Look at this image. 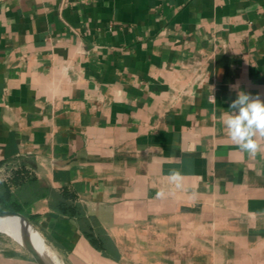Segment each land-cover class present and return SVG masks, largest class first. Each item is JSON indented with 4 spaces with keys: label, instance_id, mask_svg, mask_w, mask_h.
Listing matches in <instances>:
<instances>
[{
    "label": "crops",
    "instance_id": "1",
    "mask_svg": "<svg viewBox=\"0 0 264 264\" xmlns=\"http://www.w3.org/2000/svg\"><path fill=\"white\" fill-rule=\"evenodd\" d=\"M238 90L264 101V0H0V171L42 258L264 264Z\"/></svg>",
    "mask_w": 264,
    "mask_h": 264
},
{
    "label": "clouds",
    "instance_id": "2",
    "mask_svg": "<svg viewBox=\"0 0 264 264\" xmlns=\"http://www.w3.org/2000/svg\"><path fill=\"white\" fill-rule=\"evenodd\" d=\"M222 123L232 143L242 152L255 157L264 144V101L244 91H237L230 110L222 117ZM169 179L177 183L182 179L178 170H172ZM163 195V193H159Z\"/></svg>",
    "mask_w": 264,
    "mask_h": 264
},
{
    "label": "bare ground",
    "instance_id": "3",
    "mask_svg": "<svg viewBox=\"0 0 264 264\" xmlns=\"http://www.w3.org/2000/svg\"><path fill=\"white\" fill-rule=\"evenodd\" d=\"M0 232L10 236L21 247L29 250V248L36 249L41 255L46 253L42 241L33 233V230L15 217L0 218ZM45 255V254H44ZM48 256V255H47ZM43 257L45 264H49Z\"/></svg>",
    "mask_w": 264,
    "mask_h": 264
},
{
    "label": "trees",
    "instance_id": "4",
    "mask_svg": "<svg viewBox=\"0 0 264 264\" xmlns=\"http://www.w3.org/2000/svg\"><path fill=\"white\" fill-rule=\"evenodd\" d=\"M19 178L18 175L11 174L8 179L0 180V188L3 189V192L0 194V212L10 211L20 213V207L12 201L10 194L12 186H14L15 181Z\"/></svg>",
    "mask_w": 264,
    "mask_h": 264
},
{
    "label": "rangeland",
    "instance_id": "5",
    "mask_svg": "<svg viewBox=\"0 0 264 264\" xmlns=\"http://www.w3.org/2000/svg\"><path fill=\"white\" fill-rule=\"evenodd\" d=\"M0 252L5 255H15L16 258H20V261L33 260L32 256L23 247L2 232H0Z\"/></svg>",
    "mask_w": 264,
    "mask_h": 264
},
{
    "label": "water",
    "instance_id": "6",
    "mask_svg": "<svg viewBox=\"0 0 264 264\" xmlns=\"http://www.w3.org/2000/svg\"><path fill=\"white\" fill-rule=\"evenodd\" d=\"M3 217H15V218H18L24 224L29 226V223L27 222V220L22 215H20L18 213L10 212V211H1L0 212V218H3ZM25 250L32 256V258H33V260H34V262L36 264H45L41 254L36 249H34L32 247V248H29V250H27V249H25Z\"/></svg>",
    "mask_w": 264,
    "mask_h": 264
},
{
    "label": "built area",
    "instance_id": "7",
    "mask_svg": "<svg viewBox=\"0 0 264 264\" xmlns=\"http://www.w3.org/2000/svg\"><path fill=\"white\" fill-rule=\"evenodd\" d=\"M8 176L4 175L2 171H0V180H6Z\"/></svg>",
    "mask_w": 264,
    "mask_h": 264
}]
</instances>
